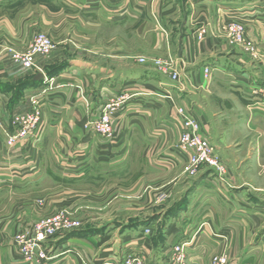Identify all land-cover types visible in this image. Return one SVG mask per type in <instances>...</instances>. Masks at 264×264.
Here are the masks:
<instances>
[{
    "label": "crops",
    "instance_id": "0c3cea01",
    "mask_svg": "<svg viewBox=\"0 0 264 264\" xmlns=\"http://www.w3.org/2000/svg\"><path fill=\"white\" fill-rule=\"evenodd\" d=\"M232 23L244 26L255 52L231 42ZM37 32L48 34L56 47L38 56L34 71L11 54L26 50ZM169 56L178 61L182 84L150 62H138ZM257 73L264 76V0H0V194L57 187L22 196L11 211L0 213V264L22 263V242L32 238L42 216L59 210L93 215L71 203L70 185L94 186L116 177L118 187L150 188L152 195L162 192L165 201L174 200V186L186 177L183 163L167 162L175 155L181 107L202 122L217 150L224 149L220 138L229 130L222 126L218 139L213 132L217 123L229 122L236 124L232 136L238 139L247 129L246 136L261 140L248 150L262 151L264 99L252 91L264 89V80L256 83ZM32 96L42 106L41 136L10 147L8 135L19 130L15 117L33 109ZM114 102L112 132L100 135L90 123ZM133 162L136 173L130 175ZM254 165H240L248 178L236 180L232 172L225 179L201 170L174 200L163 234L157 231L162 214L114 233L93 225L49 238L42 244L49 259L34 264H109L130 253H143L149 264H172L170 253L181 243L186 264H212L216 255L228 264H264V180L249 178ZM169 174L170 188H153L164 186ZM56 197L62 200L52 203ZM89 197L98 200L97 193Z\"/></svg>",
    "mask_w": 264,
    "mask_h": 264
},
{
    "label": "built area",
    "instance_id": "2783aa9c",
    "mask_svg": "<svg viewBox=\"0 0 264 264\" xmlns=\"http://www.w3.org/2000/svg\"><path fill=\"white\" fill-rule=\"evenodd\" d=\"M202 28L199 37L205 33ZM229 37L233 44H247L248 47L255 52V44L253 41L246 42V31L242 24L232 23L229 27ZM56 47L53 39L44 32L35 34L32 43L24 51H12V59L24 68L31 70H39L37 64L38 56H49ZM140 61L144 62L142 57ZM156 67L165 75L174 81L182 84L181 73L178 68L177 59L169 58L167 60L157 58L154 60ZM209 72V68L205 69ZM182 87V86H181ZM254 98L264 99V89L256 88L252 91ZM33 103H37L31 111L18 114L15 117L14 123L18 126L16 134H10L7 137V144L13 147L21 138L34 137L39 138L42 130L40 123L42 119V106L38 104L40 99L31 97ZM117 108V103L106 105L99 116L93 119L90 123L91 128L98 134L108 136L112 132L111 116ZM178 121V122H177ZM176 125L180 123L181 130L179 139L175 145V155L168 159L169 163H185L187 171L191 174H196L202 168H210L213 173L219 178L227 172L224 161L218 153L216 147L211 143L208 136L205 134L202 122L190 111L185 108L178 109V119ZM81 225L78 220L67 218L63 214H57L53 217L43 219L33 228L32 238L23 241L19 250V258L21 264H34L38 259H49L48 252L42 249V244L58 231L74 229ZM185 244H175L173 247L172 264H186ZM109 264H149L147 257L143 253H130L122 260H109ZM228 259L225 256H215L212 259V264H227ZM102 264H108L104 262Z\"/></svg>",
    "mask_w": 264,
    "mask_h": 264
},
{
    "label": "rangeland",
    "instance_id": "374dc122",
    "mask_svg": "<svg viewBox=\"0 0 264 264\" xmlns=\"http://www.w3.org/2000/svg\"><path fill=\"white\" fill-rule=\"evenodd\" d=\"M247 41L248 40H246V42ZM244 47L248 51L252 52V50L250 49V47H248L247 44L244 43ZM254 48H255V46H254ZM140 58H142V57H140ZM140 58H138L139 63L150 62V64L155 69L160 71L154 63V60L157 59L158 57L151 58L150 60L143 57L145 59L144 62L140 61ZM169 58H172V57L169 56L167 58H161V59L167 60ZM174 59H176V58H174ZM178 68H179V64H178ZM29 70H31V69H29ZM37 70L38 69H36L34 71H37ZM257 74L258 75L256 76V79H257L256 83H259L260 81L264 80V76L261 73H257ZM36 104L37 103H33L34 106H36ZM38 104H40V102ZM213 108L217 110L216 106H213ZM217 125H218V127H217L216 131L213 132V137H215L216 139H218L220 137L219 134L222 133V130H223L222 126L225 127V129L229 130V132H227L226 136H224L223 138H220L221 140L224 139V144H223L224 149L223 150L218 149L220 152L217 150L218 153L220 154V156L222 157V159L224 161V165L227 169V172L223 175V177L225 179H227L228 177H230L229 172H232V174H234L233 175L234 180H236L239 175L246 176V178H248L247 174L243 175L242 172H240V169H241L240 165L251 163V165H254V164L255 165L252 168V170L249 172V173H251L249 178H252L254 181H256V180H258V181L262 180L263 181L264 180V167L263 168L258 167V164L264 166V140H263V144L261 145L263 150L259 151V152L256 151L254 153L253 149L248 150L249 147L256 146L258 144V142L261 140L254 138L252 135L246 136L244 132H247V129H245V131L243 133H240L243 130V128L240 125H238V131L240 134H243V135L237 139L234 136H232V134H231L232 129L235 127L236 124L234 125V124L229 123V122H227V123L222 122V123H217ZM213 145H214V143H213ZM241 146H243V147L245 146V147L242 148ZM228 147H231V148L235 147L234 149H236L237 151H234L233 149L229 150V149H227ZM186 166H187V164L184 163L183 164V172L185 173L186 177H183V178H185V179H181L179 181V183L176 186H174V188H173V196H175L174 200L176 198L180 197L181 194L186 192V186H185L186 183L188 185H190V184H193L197 179H199L198 175L201 172V170L206 169L208 171L213 172L210 168L205 167V168L200 169L196 174H191L190 171L188 172L186 170L187 169ZM135 173H136L135 163L133 162V164H131V168L129 166V174L133 175ZM163 174H165V172ZM171 175H173V174H169V175L164 176V179H165L164 184H163L164 186H162V187L158 186V188L153 186V188L154 189H159V188H164V187L170 188L171 185H169V182H170L171 178L173 177ZM133 179H135V178L130 177V180H133ZM118 181H120L119 178L116 179V177H112L109 180V182H107V183L100 182L94 186L87 185V186H84L82 188L74 187L73 185L68 186L66 188V191H67V194H71L70 195L71 196L70 197L71 203L73 205H83V209L92 210L93 212L91 214H93V215H90L89 218H86V215H85L86 213H84V212H83V214H81L83 216L80 217V216H77L75 212L72 213V212H70V211L68 212L66 210H59L54 214L42 216L39 220H37L33 224V228H34V226H36L39 222H41L45 218L53 217V216H56L57 214H63L65 216H67V218L80 221L81 225L77 228H74V229H67V230L58 231L55 235L60 234V233H64V232L65 233L71 232L74 230H77V231L80 230L79 232H82V230L86 229L85 231H87V228H91V226H93V225H98V226L102 227L103 229H106L107 231H111L114 233L117 231L119 232L122 230L133 229L135 227L140 226L142 223L149 221V219H152V217L155 214H162L163 219H162L161 223H159V225L157 226V231L159 232V234L160 233L163 234V231L166 229L165 225L168 223V220L170 219V214H169L170 209L173 206H175V201L172 200L170 203H169L168 199L165 201L164 200L165 197H164V194L162 192H159V193L156 192L154 195H152L153 191L151 193L147 192V190H149L150 188L149 189L147 188V190L144 192V189H146V188L138 191V187H135V186H128V188L127 187H125V188L118 187L119 186ZM56 189H57V187L55 185H47L46 188H43V189L39 188L38 190L35 188H28L27 190L18 191L17 193L16 192L1 193L0 194V213H6V212L11 211V209H13V207L18 204L17 202H18L19 198L22 196H28V195H31L32 193L37 194V193L41 192V190L42 191H48L49 193H53V192H56ZM79 189H81V190H79ZM150 190H152V189H150ZM79 191H82V194L84 195L82 199H79L78 197L75 198L76 196H74V195H78ZM96 193L98 196V200L94 201L93 203L89 202L88 201V200H90L89 195H92V194L95 195ZM122 193L124 195H122ZM62 198H63V196H62ZM159 198H162L161 203L158 202V203L154 204V201H158ZM84 199L87 201H82ZM59 200L61 201L62 199L59 197H56L51 202L52 203L54 202L56 204V202H59ZM86 206L87 207L91 206V207H89V209H88V208H86ZM92 206H97L98 208L94 210L92 208ZM90 208H92V209H90ZM91 218H94V220L87 221L88 219H91ZM55 235H52L49 238H51ZM170 255H171V259H172L173 252H171ZM185 255H186V253H185ZM216 256H218V255H216Z\"/></svg>",
    "mask_w": 264,
    "mask_h": 264
},
{
    "label": "water",
    "instance_id": "95a60500",
    "mask_svg": "<svg viewBox=\"0 0 264 264\" xmlns=\"http://www.w3.org/2000/svg\"><path fill=\"white\" fill-rule=\"evenodd\" d=\"M37 79H43V75H38Z\"/></svg>",
    "mask_w": 264,
    "mask_h": 264
}]
</instances>
